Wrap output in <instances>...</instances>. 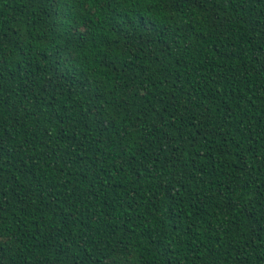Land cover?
<instances>
[{"label": "trees", "instance_id": "obj_1", "mask_svg": "<svg viewBox=\"0 0 264 264\" xmlns=\"http://www.w3.org/2000/svg\"><path fill=\"white\" fill-rule=\"evenodd\" d=\"M0 264H264V0H0Z\"/></svg>", "mask_w": 264, "mask_h": 264}]
</instances>
